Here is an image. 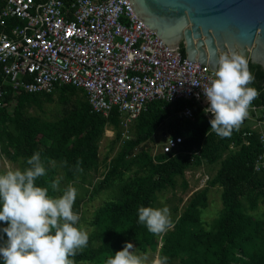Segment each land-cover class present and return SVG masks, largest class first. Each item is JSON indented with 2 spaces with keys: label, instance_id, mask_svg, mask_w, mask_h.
Instances as JSON below:
<instances>
[{
  "label": "trees",
  "instance_id": "16d2710c",
  "mask_svg": "<svg viewBox=\"0 0 264 264\" xmlns=\"http://www.w3.org/2000/svg\"><path fill=\"white\" fill-rule=\"evenodd\" d=\"M249 87L259 92L252 105L261 103L264 83ZM4 90L0 152L11 162H26L39 152L46 172L35 183L47 187L53 197H57V190L51 188V183L59 179L52 165H58L61 170V179L66 184L64 191L78 173L77 161H82L80 167L86 170L95 160L102 123L116 126L120 119L116 110L106 118L90 113L84 93L67 85L38 94H12ZM52 91L58 92L57 104L62 109L59 119L50 122L27 115L28 109L51 102ZM76 94L78 98L70 100ZM183 106L185 102L152 101L132 122L133 138L116 155L103 184L119 185L127 180L118 186V199L92 212L88 245L71 257L75 264H106L107 258L130 242L141 253L156 251L155 235L138 222V207H151L156 192L171 186L174 177L182 178L184 169L197 162L207 165L218 162V168L208 186L188 198L173 222L174 227L162 234L158 256L167 257V263L177 260L176 264H264V219L250 215L259 203L264 204V170L252 169L261 153L257 131L244 127L233 130L230 138H221L211 131L209 122L192 105H188L192 118L184 120L179 114ZM163 127L170 138H180V143L176 150L150 156L141 146ZM231 147L236 150L230 151ZM134 149L137 151L133 153ZM223 152H226L224 157ZM62 162L66 165L62 166ZM126 173L129 176L124 178ZM210 185L220 189L221 208L204 229L200 216L206 208ZM5 227L7 223L0 222V229ZM6 240V234L0 231V246ZM0 264H3L2 258Z\"/></svg>",
  "mask_w": 264,
  "mask_h": 264
},
{
  "label": "built area",
  "instance_id": "2783aa9c",
  "mask_svg": "<svg viewBox=\"0 0 264 264\" xmlns=\"http://www.w3.org/2000/svg\"><path fill=\"white\" fill-rule=\"evenodd\" d=\"M213 71L168 50L133 13L127 0H0V108L12 94L50 92L55 86L81 90L90 113L112 110L132 123L148 103L185 102L207 122L203 93ZM199 85H194V84ZM261 153L252 169L264 170V100L249 116ZM180 138L165 137L161 153Z\"/></svg>",
  "mask_w": 264,
  "mask_h": 264
},
{
  "label": "clouds",
  "instance_id": "9594fccd",
  "mask_svg": "<svg viewBox=\"0 0 264 264\" xmlns=\"http://www.w3.org/2000/svg\"><path fill=\"white\" fill-rule=\"evenodd\" d=\"M254 82L244 56L236 52L219 54L212 77L202 89L209 105L204 111L211 114L210 129L217 136L230 138L248 118L251 104L259 95L256 88L249 87ZM26 163L28 167L23 170L9 168L0 174V222L7 223L0 229L7 237L0 246V258L3 264H75L71 257L89 241L88 232L76 226L80 220L73 211L77 189L69 184L61 196H50L47 187L35 183L46 172L39 152ZM81 164L78 160L76 171L80 173ZM64 165L66 162H62ZM51 188L58 190L59 180L53 181ZM137 213L138 222L154 235L174 227L167 206H140ZM133 248L126 243L123 250L107 258L106 264H147V254L137 255ZM153 264H167V257H158Z\"/></svg>",
  "mask_w": 264,
  "mask_h": 264
},
{
  "label": "rangeland",
  "instance_id": "374dc122",
  "mask_svg": "<svg viewBox=\"0 0 264 264\" xmlns=\"http://www.w3.org/2000/svg\"><path fill=\"white\" fill-rule=\"evenodd\" d=\"M58 92L52 91L51 102L41 103L39 108L32 107L27 110V115L36 116L42 121H55L62 115V109L57 104ZM77 94L71 96L70 100L77 99ZM127 120L120 118L116 126L108 124L106 121L102 123L101 133L96 141V156L91 166L83 170L82 173L78 172L75 178L70 182L73 187L77 189V197L73 205V211L80 216L77 227H81L88 232L91 231V215L95 209L102 207L106 202H110L118 199V186L126 182L127 178L124 179L119 185L115 182L111 186H104L103 179L107 174L108 170L112 167L114 159L119 151L125 146L126 142L133 138L132 123H125ZM252 129V124L247 120H244L239 128ZM256 131V130H255ZM169 133L166 127L152 137V139L146 142L141 149L146 151L150 156H155L160 153V148L165 142V137ZM229 151V149H227ZM231 147L230 151H234ZM137 149L133 150V153ZM226 152H223L224 157ZM27 167L25 161L16 160L9 161L7 155L0 152V174L6 172L9 168L23 170ZM56 173V178L59 179V188L57 190V197L63 194L64 186L66 185L61 179V170L58 165H52ZM218 168V162L207 165L204 162H197L193 167L184 169L182 172V178L174 177L172 185L160 190L154 194L151 201V207L162 208L167 206L170 210V218L172 223L181 214L186 201L193 192L200 190L203 187L208 186L209 179L214 175ZM129 174L126 173L125 177ZM68 184V185H69ZM220 189L218 186L207 187L206 197V208L202 211L200 219L204 224V229L210 225L211 220L217 215L218 210L221 208L219 200ZM250 215L264 219V204L259 203L257 208L250 212ZM160 235H155L154 239L156 242V251H146L141 253L133 245L132 251L137 255L147 254V264H153V261L160 257L158 256V249L160 246ZM131 251V250H130ZM177 260L169 261L167 264H176ZM76 264H90L87 262H77Z\"/></svg>",
  "mask_w": 264,
  "mask_h": 264
},
{
  "label": "water",
  "instance_id": "95a60500",
  "mask_svg": "<svg viewBox=\"0 0 264 264\" xmlns=\"http://www.w3.org/2000/svg\"><path fill=\"white\" fill-rule=\"evenodd\" d=\"M137 19L188 62L215 70L219 54L244 56L264 83V0H127Z\"/></svg>",
  "mask_w": 264,
  "mask_h": 264
},
{
  "label": "crops",
  "instance_id": "0c3cea01",
  "mask_svg": "<svg viewBox=\"0 0 264 264\" xmlns=\"http://www.w3.org/2000/svg\"><path fill=\"white\" fill-rule=\"evenodd\" d=\"M249 122V121H248ZM251 123V122H250ZM252 124V123H251ZM253 125V124H252Z\"/></svg>",
  "mask_w": 264,
  "mask_h": 264
}]
</instances>
